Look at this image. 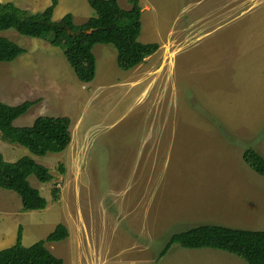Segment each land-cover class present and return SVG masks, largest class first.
<instances>
[{
	"label": "rangeland",
	"instance_id": "obj_1",
	"mask_svg": "<svg viewBox=\"0 0 264 264\" xmlns=\"http://www.w3.org/2000/svg\"><path fill=\"white\" fill-rule=\"evenodd\" d=\"M138 1V41L159 49L122 71L114 47L96 45L94 83L76 79L59 47L0 32L25 50L0 63V102L35 101L13 125L68 117L72 136L63 152L35 156L0 135L5 161L29 156L53 177L28 178L47 200L41 211H22L0 189V250L19 225L27 247L60 223L68 237L45 247L63 264H247L176 244L158 254L172 234L200 225L264 231V177L242 160L248 148L264 157V0ZM0 2L37 13L51 0ZM66 13L75 24L94 16L86 0H58L53 20Z\"/></svg>",
	"mask_w": 264,
	"mask_h": 264
},
{
	"label": "trees",
	"instance_id": "obj_2",
	"mask_svg": "<svg viewBox=\"0 0 264 264\" xmlns=\"http://www.w3.org/2000/svg\"><path fill=\"white\" fill-rule=\"evenodd\" d=\"M119 0H86L94 16L82 24H75L71 13L53 20L58 0L37 13L24 11L12 2H0V32L13 30L21 36L47 41L59 47L76 79L88 84L95 78L96 45H112L116 50V65L129 71L156 53L157 43H140L141 7L138 0H129L131 7L121 9ZM25 50L8 38L0 36V63L14 61ZM35 101L18 105L0 103V135L10 143L26 148L35 156L61 153L71 142L68 117L38 116L31 125L16 127L13 122L24 115ZM243 162L256 174L264 177V157L251 148L242 153ZM60 172L64 168L60 165ZM34 177L39 183L53 177L48 168L29 156L5 161L0 151V189L14 192L20 199L22 211H41L47 200L28 181ZM59 189H51L53 201L58 200ZM69 233L63 224H57L44 239L30 246L22 244V227L17 228L14 243L0 250V264H63L46 247V243L65 240ZM184 249H212L232 254L247 264H264V231L232 229L218 225H200L172 234L158 254L164 257L173 245Z\"/></svg>",
	"mask_w": 264,
	"mask_h": 264
},
{
	"label": "crops",
	"instance_id": "obj_3",
	"mask_svg": "<svg viewBox=\"0 0 264 264\" xmlns=\"http://www.w3.org/2000/svg\"><path fill=\"white\" fill-rule=\"evenodd\" d=\"M94 53V52H93ZM155 54V53H154ZM152 56V55H151ZM96 58V57H95ZM150 58V56L149 57H147L145 60H144V62L143 63H141L140 65H138L137 67H135V68H133V69H131V70H129V71H137V70H139L145 63H147V61H148V59ZM96 66H97V60H96ZM129 78V77H128ZM128 78H126L125 79V81H124V84L127 86V88H129V90L130 89H132V85L133 84H136V82H132L131 80H129ZM94 81H96V78H95V80ZM94 81L93 82H91V83H94ZM137 85H140V84H137ZM96 86V88H99V87H101V85H95ZM108 86H112V84H110V85H108ZM97 90H99V89H97ZM141 96V98H143L142 97V95H140ZM1 103V102H0ZM5 104V103H4ZM71 140H72V136H71Z\"/></svg>",
	"mask_w": 264,
	"mask_h": 264
}]
</instances>
